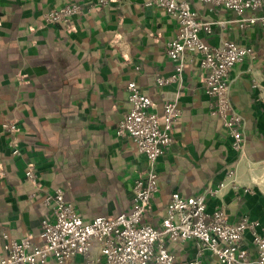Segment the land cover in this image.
<instances>
[{"label":"crops","instance_id":"crops-1","mask_svg":"<svg viewBox=\"0 0 264 264\" xmlns=\"http://www.w3.org/2000/svg\"><path fill=\"white\" fill-rule=\"evenodd\" d=\"M69 1L0 0V256L2 233L41 242L40 221L51 216L41 196L56 188L64 190L86 223L130 209L132 181L146 158L131 138L116 135L128 108L129 80L150 97V110L160 113L167 100H176L181 109L174 142L156 162L158 191L146 221L160 225L172 192L188 196L211 188L217 190L206 196L208 211L222 206L230 222L257 221L264 235V23L240 27L232 10L191 2L201 18L225 21L211 33L201 31L204 40L253 49L252 60L246 57L230 71V100L243 117L240 155L220 120L209 113L211 98L196 56L186 54L180 81L157 83V75L174 72L164 45L175 37L177 23L163 7L149 0H106V6L74 16L68 29L45 22L48 9ZM255 14L264 16V0ZM4 117L19 125L22 156H12L6 147ZM26 161L36 164L37 185L25 177ZM169 247L176 264H187L197 250L193 240ZM248 252L246 264H254L250 243ZM203 260L219 264L208 254ZM45 264L58 263L49 259ZM65 264L85 261L75 256Z\"/></svg>","mask_w":264,"mask_h":264},{"label":"built area","instance_id":"built-area-1","mask_svg":"<svg viewBox=\"0 0 264 264\" xmlns=\"http://www.w3.org/2000/svg\"><path fill=\"white\" fill-rule=\"evenodd\" d=\"M200 1L232 10L239 16L240 27L257 20L264 23V16L255 14L262 0ZM191 2H147L163 7L177 23L175 37L164 45V53L173 63L174 72L169 76L157 75L156 81L160 85L180 81L186 54L196 56L204 71L205 93L211 98L209 113L220 120L231 148L241 155L245 145L243 117L230 100V71L244 58L252 60L253 49L231 41L212 45L204 40L201 31L211 33L214 25L224 26L225 21L201 18ZM105 3L106 0H100V4ZM245 11L250 12L247 17L243 16ZM80 12L78 4L67 3L48 9L43 17L47 24L62 22L70 28L72 16ZM126 90L128 108L117 123L116 135L131 138L146 158L143 170L132 181L130 209L112 217L96 216L86 223L62 188L46 192L41 201L50 208L51 216L40 221L41 242H35L30 235L11 238L2 233L0 264H45L49 259L65 264L75 256H81L85 264H176L169 244L188 240L196 243L197 250L187 264H206L203 260L206 254L214 256L219 264H246L249 262L248 243L256 250V258L251 262L264 264V235L258 231L257 221L244 217L239 222H230L219 205L207 210L206 196L217 189L188 196L172 192L160 225L155 227L146 222L145 215L158 191L156 162L174 142V128L181 109L176 100H167L160 113L150 110L152 100L141 92L134 80L127 82ZM1 129L10 154L22 156L17 121L4 117ZM24 174L37 185L39 177L33 161H26Z\"/></svg>","mask_w":264,"mask_h":264},{"label":"trees","instance_id":"trees-1","mask_svg":"<svg viewBox=\"0 0 264 264\" xmlns=\"http://www.w3.org/2000/svg\"><path fill=\"white\" fill-rule=\"evenodd\" d=\"M67 3H71V4H78L80 7H81V12L76 14V15H81L83 12H85L88 8L92 9L93 7H100L102 8L103 6H106V2L104 5L100 4V0H97V1H93L91 2V4H85L83 5L81 2H78V1H75V0H72V1H69ZM67 3H64V4H67ZM64 4H61L60 6H56V7H52V8H59L61 6H63ZM74 15V16H76ZM72 16V18L74 17ZM72 18H71V21H72ZM58 24L62 27V28H65V29H68L69 27H67L65 24H63L62 22H58ZM71 25V23H70ZM147 222V221H146ZM150 223V222H149ZM154 226V225H153Z\"/></svg>","mask_w":264,"mask_h":264}]
</instances>
